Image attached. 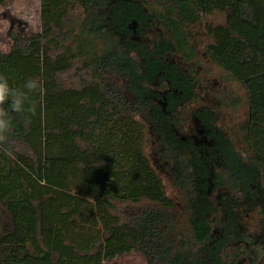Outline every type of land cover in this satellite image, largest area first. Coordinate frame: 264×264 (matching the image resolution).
Masks as SVG:
<instances>
[{"label": "trees", "instance_id": "16d2710c", "mask_svg": "<svg viewBox=\"0 0 264 264\" xmlns=\"http://www.w3.org/2000/svg\"><path fill=\"white\" fill-rule=\"evenodd\" d=\"M113 1L41 0V30H11L10 49H0V74L14 87L29 77L43 84L41 111L30 123L13 114L9 144L0 146V264H102L134 250L148 264H233L221 249L238 233L237 215L229 211L223 223L230 234L214 248L203 215L210 167L184 157L154 84L166 78L184 94L194 92L190 76L162 55L175 50L190 60L196 50L189 26L222 11L223 23L205 25L212 36L206 50L247 94L245 162L220 135L219 146L238 188L264 191V0H155L168 37L139 53L129 36L147 13L133 1ZM71 71L78 86L61 81ZM201 116L214 126L213 113ZM147 122L159 139L150 155ZM167 134L181 152L171 166L162 158L169 148L160 149ZM172 173L173 185L202 213L185 230L161 177ZM118 203L130 204L126 216Z\"/></svg>", "mask_w": 264, "mask_h": 264}, {"label": "flooded vegetation", "instance_id": "af4514ba", "mask_svg": "<svg viewBox=\"0 0 264 264\" xmlns=\"http://www.w3.org/2000/svg\"><path fill=\"white\" fill-rule=\"evenodd\" d=\"M114 0L113 2H115ZM133 1L137 5H142L143 9L147 13V21H138L135 24V30L129 36L132 42L136 46L135 53L141 51V47L144 45L152 46L154 40L162 41L164 37H168L169 27L167 26L164 19H162L153 8L155 0H124ZM160 9V8H158ZM108 10V9H107ZM104 12V10H102ZM190 34V45H192L196 54L190 60L186 56L178 51H167L166 54L162 55L163 60L174 64L180 69H183L190 77V84L196 83V87L193 88L194 92L191 94H184L183 90L173 87L169 79L163 81V85H160L159 81L154 84V91L156 94L159 92L161 96H155L157 103L162 107V110L168 123V128L175 133V136L184 143V157H190L191 159L198 156V158L207 166L210 167L209 174L206 176V195L208 201V208L203 211V215L209 219L212 224L211 229V240L210 243L217 248L219 238L227 237L230 231H226L224 227V219L229 215V211L236 216L234 227L237 229V234L232 235L227 239V243L222 247L221 252L227 261L233 264H264V191L259 188L254 190L252 193L247 191L243 192L238 187V182L234 178L238 179V176L234 173L230 166V160L228 154H223V150L219 146L220 136L224 140L230 142L231 145L237 150L238 154L243 157L245 162V151H249V146L245 143V121L241 125L240 131L242 132V144H245V150L240 151L237 148L236 137L233 133L227 131V129L220 123L219 106L217 102L213 101L215 98L211 93L204 95L205 103L197 104L196 102L200 98V94L197 91L199 81L191 73V70L185 67V64H194V61L199 57V49L192 42ZM125 41V40H124ZM139 43V46H137ZM204 55L211 60V56L207 53L206 45L204 46ZM172 96V99H170ZM211 96V97H210ZM210 101V102H209ZM209 103V104H208ZM171 104L175 106L172 110ZM207 110L208 113H213L214 118H211L210 123L213 127L207 128L201 112ZM154 125H150L152 134L154 135L153 143L157 144L159 141L158 137H155L153 131ZM220 132V134H219ZM218 134V135H217ZM164 139L163 145L160 149L168 150V154L162 157L165 163L169 166L170 159L175 154H180L178 150L179 145L172 141L168 134ZM171 140V141H170ZM173 142V143H172ZM247 155V154H246ZM171 166V165H170ZM218 172L220 176L219 183L218 177L215 173ZM172 178L174 174L172 173ZM264 184V181L261 182ZM260 184V187L263 186ZM256 187V185H254ZM196 189V187H195ZM182 194L184 199L183 208L184 213L189 215L188 225L190 219L198 214L201 216V212L190 207V203L186 200V196ZM255 212L259 218L254 226L244 221V215H251ZM184 215V214H183ZM221 215L219 218L218 216ZM181 220L183 218L181 216ZM253 226V227H252ZM256 227V228H255ZM224 230V231H223ZM226 231V232H225ZM226 234V235H225Z\"/></svg>", "mask_w": 264, "mask_h": 264}, {"label": "rangeland", "instance_id": "374dc122", "mask_svg": "<svg viewBox=\"0 0 264 264\" xmlns=\"http://www.w3.org/2000/svg\"><path fill=\"white\" fill-rule=\"evenodd\" d=\"M152 1V0H151ZM79 11V10H77ZM225 21V14L220 10L202 15L201 20L197 24L189 26L192 42L199 49V57L194 64H185V67L191 70V73L199 81L197 91L200 98L196 102L198 105L205 103L204 95L209 93L218 100V110L220 123L233 133L236 137L235 143L240 151L245 150V144H242L241 125L247 117V94L243 86L235 80L229 72L220 67L218 64L208 59L203 53L204 46L212 41V36L207 34L206 23L217 25ZM11 30L14 32H22L30 34L41 30V0H3L0 2V49L8 51L13 43ZM61 81L67 86H78L79 79L74 71L65 73L61 76ZM211 97V96H210ZM217 99V100H216ZM210 102V101H209ZM209 104V103H208ZM147 142L146 152L150 155L156 148L153 139L154 135L150 129L151 123L147 122ZM162 180L165 189L169 195L176 198L178 202V210L182 212L183 227L188 228L189 215L184 213V199L180 191L173 185L172 180L167 174H162ZM128 203H118L117 211L126 216L124 210L129 206ZM3 205L0 203V213ZM184 214V215H183ZM221 215L218 216V218ZM244 221L250 222L253 226L259 222V218L255 212L249 216L244 215ZM252 226V227H253ZM256 228V227H255ZM102 264H148L145 256L139 251H132L123 255H119L112 261H105Z\"/></svg>", "mask_w": 264, "mask_h": 264}, {"label": "clouds", "instance_id": "9594fccd", "mask_svg": "<svg viewBox=\"0 0 264 264\" xmlns=\"http://www.w3.org/2000/svg\"><path fill=\"white\" fill-rule=\"evenodd\" d=\"M42 93L43 84L38 78L29 77L14 87L7 75L0 74V146L9 144L14 127L13 114L22 117L25 123L38 115L41 111L38 97Z\"/></svg>", "mask_w": 264, "mask_h": 264}]
</instances>
